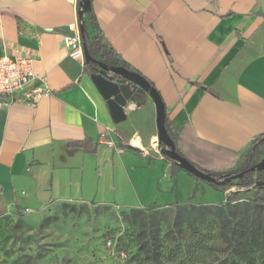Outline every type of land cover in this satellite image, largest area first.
Returning <instances> with one entry per match:
<instances>
[{"label":"crops","instance_id":"crops-1","mask_svg":"<svg viewBox=\"0 0 264 264\" xmlns=\"http://www.w3.org/2000/svg\"><path fill=\"white\" fill-rule=\"evenodd\" d=\"M91 5L115 58L159 90L173 131L189 122L198 138L240 154L233 168L241 164L264 135V0ZM78 11V0H0V57L33 49L35 73L52 92L36 103L0 107V264H27L11 227L21 212L64 201L118 207L122 195H104L117 191L107 180L116 168L122 192L148 178L159 195L168 194L160 191L155 160L186 176L152 145L158 138L152 98L131 103L116 123L84 62L69 56L64 35L79 29ZM103 133L113 146L100 142ZM137 136L141 145L132 143ZM77 140L97 147L93 153L72 147ZM171 204L177 203L164 206Z\"/></svg>","mask_w":264,"mask_h":264},{"label":"rangeland","instance_id":"rangeland-1","mask_svg":"<svg viewBox=\"0 0 264 264\" xmlns=\"http://www.w3.org/2000/svg\"><path fill=\"white\" fill-rule=\"evenodd\" d=\"M262 152L259 162L264 145ZM155 162L160 167L154 174L161 178L160 191L168 194L159 195L148 178L122 192L116 168L107 180L116 183L117 191L104 195H122L115 202L122 205L64 201L21 212L11 226L19 254L27 264H150L145 256L150 249L160 251L169 264H207L230 252L226 233L222 235L219 228L264 218V185H235L224 191L183 168L186 176L181 177L161 161ZM168 203L177 204L164 206Z\"/></svg>","mask_w":264,"mask_h":264},{"label":"trees","instance_id":"trees-1","mask_svg":"<svg viewBox=\"0 0 264 264\" xmlns=\"http://www.w3.org/2000/svg\"><path fill=\"white\" fill-rule=\"evenodd\" d=\"M80 22L85 24V40L92 57L99 61L107 62L109 65L120 66L121 64L128 68L126 64L115 58L116 53L113 47L110 46L103 31L99 28L96 16H94L92 11V5L89 11L83 14ZM91 27L93 28L92 30ZM98 66L97 62H88L85 60L84 71L90 76L92 72L97 70ZM120 77L122 76H117V78ZM144 96H147V94L139 97V104L141 105ZM166 119L167 130L175 140L176 148L181 155H184L196 167L211 176L213 175L219 181L226 180L227 177L231 178L224 185L204 180L205 182L214 184L224 191L235 185L240 188L264 185V168L251 171V167L259 162L258 158L263 153L262 145H264V135L257 137L251 143L249 150L243 154L242 163L237 168H233L237 163V159L240 157L238 152L228 148L225 149L198 138L193 133L189 122L183 126L180 132L175 133L171 120L167 115ZM90 144L89 140H77L71 143L74 148H81L86 152L93 153L97 146L95 145L91 148ZM165 159H168L171 163L179 167L178 163L174 160L168 157H165ZM187 173L195 177L193 174ZM236 175H239V177L233 178ZM195 178L201 179L199 177ZM219 232L222 235L224 232L226 233L224 234L230 252L226 257L214 259L211 263L207 264H264V218L258 217L253 220L243 219V221L237 222L234 225L219 228ZM145 253L146 260L150 264H169L163 258L160 251L149 249Z\"/></svg>","mask_w":264,"mask_h":264},{"label":"water","instance_id":"water-1","mask_svg":"<svg viewBox=\"0 0 264 264\" xmlns=\"http://www.w3.org/2000/svg\"><path fill=\"white\" fill-rule=\"evenodd\" d=\"M79 17L83 18V14L89 11L91 7L90 0H79ZM66 30H71L72 26L66 25L63 27ZM85 24L80 22L79 31L82 34L83 46L85 48V60L90 62L94 61L98 63L96 71L91 73V78L96 85L98 91L109 106L112 119L116 123H121L127 118L126 108L131 103L139 105V97L143 94H147L152 98L156 105V119H157V134H158V146L161 149V153L176 163L180 168L193 174L195 177H199L202 180L224 185L230 177L226 180L219 181L213 175L202 171L191 163L184 155H181L177 148L175 140L168 132L166 126V104H164L161 94L158 89L151 82H149L143 75L138 72H134L129 68L120 65H109L107 62L99 61L91 56L88 50V46L85 40ZM122 76L117 78V76ZM163 145L165 147H163ZM264 168V158L255 166L251 167V171ZM239 177V175L233 178Z\"/></svg>","mask_w":264,"mask_h":264},{"label":"built area","instance_id":"built-area-1","mask_svg":"<svg viewBox=\"0 0 264 264\" xmlns=\"http://www.w3.org/2000/svg\"><path fill=\"white\" fill-rule=\"evenodd\" d=\"M64 43L72 59L85 63V48L79 29L67 31ZM20 51L16 55L4 54L0 57V107L14 101L36 103L52 93L47 80L35 73V51L31 48H21ZM100 142L114 145L104 133L101 134Z\"/></svg>","mask_w":264,"mask_h":264},{"label":"bare ground","instance_id":"bare-ground-1","mask_svg":"<svg viewBox=\"0 0 264 264\" xmlns=\"http://www.w3.org/2000/svg\"><path fill=\"white\" fill-rule=\"evenodd\" d=\"M132 143H134L135 145H141V142H140V138H139V136H137L136 138H134V139L132 140ZM152 145H153V147H156V146L158 145V138H157V137H155V138L153 139V143H152Z\"/></svg>","mask_w":264,"mask_h":264},{"label":"flooded vegetation","instance_id":"flooded-vegetation-1","mask_svg":"<svg viewBox=\"0 0 264 264\" xmlns=\"http://www.w3.org/2000/svg\"><path fill=\"white\" fill-rule=\"evenodd\" d=\"M163 147H165L164 145H163ZM264 157V156H263Z\"/></svg>","mask_w":264,"mask_h":264}]
</instances>
